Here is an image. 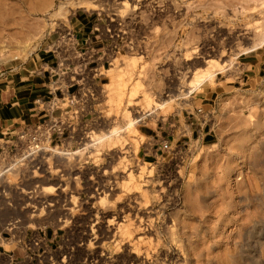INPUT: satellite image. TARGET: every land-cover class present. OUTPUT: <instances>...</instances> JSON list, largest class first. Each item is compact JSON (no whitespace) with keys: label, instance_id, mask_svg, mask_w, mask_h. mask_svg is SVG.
<instances>
[{"label":"rangeland","instance_id":"rangeland-1","mask_svg":"<svg viewBox=\"0 0 264 264\" xmlns=\"http://www.w3.org/2000/svg\"><path fill=\"white\" fill-rule=\"evenodd\" d=\"M31 1L42 6L0 0V66L47 49L83 10L120 21L127 48L77 119L87 137L0 174V229L20 218L56 230L40 264H264V80L240 66L264 45V0ZM117 74L119 106L107 96Z\"/></svg>","mask_w":264,"mask_h":264},{"label":"built area","instance_id":"built-area-1","mask_svg":"<svg viewBox=\"0 0 264 264\" xmlns=\"http://www.w3.org/2000/svg\"><path fill=\"white\" fill-rule=\"evenodd\" d=\"M105 29L110 37L126 34L122 23L114 18L106 23ZM47 50L55 58L50 87L46 97L34 100L35 110L44 114V118L22 127L13 135L9 146L0 149V161L8 164L7 167L25 162L35 164L42 154L52 148V143L58 146L63 145L66 139L80 141L87 137L88 123L78 125L77 119L96 101L100 86L97 80L105 72L101 69L112 65L122 51V44L112 40L100 52L87 53V49L77 47L75 34L66 28L50 42ZM161 147L167 148L168 141H163ZM38 168L39 165H36ZM23 225L20 218H11L3 228L26 250L20 258H10L7 264H23L30 255L40 264L48 247L41 236H25ZM1 257L2 253L0 263Z\"/></svg>","mask_w":264,"mask_h":264},{"label":"crops","instance_id":"crops-1","mask_svg":"<svg viewBox=\"0 0 264 264\" xmlns=\"http://www.w3.org/2000/svg\"><path fill=\"white\" fill-rule=\"evenodd\" d=\"M41 1L43 2V0ZM25 2L27 7L33 9L42 6V4L32 3L31 0H25ZM101 16V12L98 10L93 12L83 10L82 13H73L70 21L74 20L75 25H71L69 29L76 36L77 47L87 49V53L100 52L107 44L115 40L122 44V51H124L127 48L126 37H110L105 29L106 23H101ZM54 65V55L47 49H43L31 57L0 66V149L3 146L8 147L13 135L22 127L44 118V114L35 110L34 100L37 97L47 96L52 79L51 70ZM240 66L251 72L247 76L248 79L261 78L264 80V74L261 75V71L264 73V45L255 47L249 53L242 55ZM206 88L201 87V93L195 100L201 104V107L198 108L201 110L204 109L203 106L207 105V103H203L209 92L205 90ZM197 114L200 117L203 116L202 113ZM179 122V125L172 129V134L176 139L183 135L186 136V133L182 132L186 129L187 124L183 125L182 119ZM159 132L146 130V133H151L153 136ZM23 226L25 236H41L48 249L55 250L60 245L61 236L56 230L29 229L27 225ZM25 252L26 250L11 235H8L3 228L0 229V253H2L0 264H7L10 258H20ZM23 264H36V260L30 255Z\"/></svg>","mask_w":264,"mask_h":264},{"label":"bare ground","instance_id":"bare-ground-1","mask_svg":"<svg viewBox=\"0 0 264 264\" xmlns=\"http://www.w3.org/2000/svg\"><path fill=\"white\" fill-rule=\"evenodd\" d=\"M198 63V62H197ZM193 64V63H192ZM128 70H129V68L128 67H126L125 69H123L122 71H121V74H128L129 72H128ZM209 74H211V72L210 73H207V75H209ZM206 75V76H207ZM120 74H117L116 75V78L113 80V82L111 81V86H109V94L107 95L108 97H109V95H110V97H109V99H110V101H112V103H114V105H120V103L122 102V100H123V97H124V94H125V86H127L126 84H125V82L126 81H123L124 80V78H123V76H122V78L123 79H121L120 78ZM210 76V75H209ZM207 78V77H206ZM201 80V79H200ZM134 86H137V87H140L139 86V84H137L136 85V83L135 84H133ZM134 86H130V87H128L129 88V90L130 91H128V93L126 94L127 96L126 97H128L126 100H125V105L127 104V106H133V105H136V104H138L139 102V100H135V99H133L132 98V96L135 94V89L137 88H135ZM138 89V88H137ZM170 90V89H169ZM139 91V90H138ZM127 92V91H126ZM144 95V94H143ZM146 96H148V95H146ZM146 98V100L148 99V97H145ZM145 98H143V99H145ZM131 125V124H130ZM89 136V135H88ZM92 136V135H91ZM94 139H96V137H93ZM94 143V142H93ZM121 150V149H120ZM59 153L62 155V156H64L63 154H69L70 152L69 151H59ZM118 153V152H117ZM119 156V155H118ZM66 157V156H65ZM64 163V162H63ZM123 163H121V165H122ZM72 166V165H71ZM123 166V167H122ZM122 166H120V167H122V168H124L125 169V165H122ZM7 166H0V174H2V173H4L5 171H7V170H9L12 166H9V167H7ZM66 169V168H65ZM115 169V168H114ZM117 169H118V167H117ZM119 169H121V168H119ZM123 169V170H124ZM126 170H127V168H126ZM129 171V170H128ZM127 171V173H129ZM66 172V171H65ZM124 172V171H123ZM69 173V172H68ZM72 173V172H71ZM105 174V173H104ZM130 174V176H131V173H129ZM39 175V174H38ZM37 175V176H38ZM36 177V176H35ZM60 178V177H59ZM113 180V179H112ZM104 185V184H103ZM115 185V184H114ZM112 186V185H111ZM136 186V185H135ZM140 186V185H139ZM113 188V187H112ZM104 191V190H103ZM106 191H108V189L106 190ZM105 191V192H106ZM110 191V190H109ZM29 193V192H28ZM100 193H102L101 191H100ZM99 193V194H100ZM98 194V193H97ZM35 195V196H34ZM32 194V196H29V198H30V202L29 203H35V201H36V194ZM36 203H38V202H36ZM124 216V215H123ZM110 222V221H109ZM110 224H112V223H110ZM119 226V225H118ZM125 226V225H124ZM128 226V225H127ZM123 228V227H122ZM122 228H121V230H122ZM125 228V227H124ZM127 228V227H126ZM125 228V229H126ZM125 229H123V231L125 230ZM130 229V228H129ZM134 231V230H133ZM126 233V232H125ZM128 233V232H127ZM127 233H126V235H127ZM142 233H144V232H142ZM140 235V234H139ZM128 236H129V234H128ZM137 237H138V235H137ZM136 237V238H137ZM132 241H133V239H132ZM138 242H140V241H138ZM133 243V242H132ZM137 243V242H136ZM135 243V244H136ZM136 247V246H135Z\"/></svg>","mask_w":264,"mask_h":264}]
</instances>
